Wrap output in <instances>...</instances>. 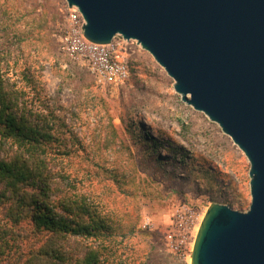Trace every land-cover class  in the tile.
I'll use <instances>...</instances> for the list:
<instances>
[{
	"label": "rangeland",
	"instance_id": "374dc122",
	"mask_svg": "<svg viewBox=\"0 0 264 264\" xmlns=\"http://www.w3.org/2000/svg\"><path fill=\"white\" fill-rule=\"evenodd\" d=\"M65 6L64 0H0V70L31 98L26 73L41 97L61 108L78 144L55 170L67 175L61 183L68 193L86 195L110 219L115 264H190L193 237L182 254L169 249L172 214L187 206L201 222L213 203L245 212L249 163L217 124L181 101L173 80L141 47L127 53L125 82L99 86L86 63L63 49ZM143 132L177 145L185 161L177 154L167 165L170 155L144 146Z\"/></svg>",
	"mask_w": 264,
	"mask_h": 264
},
{
	"label": "water",
	"instance_id": "95a60500",
	"mask_svg": "<svg viewBox=\"0 0 264 264\" xmlns=\"http://www.w3.org/2000/svg\"><path fill=\"white\" fill-rule=\"evenodd\" d=\"M83 36L134 40L249 163L245 212L208 206L190 264H264V0H64Z\"/></svg>",
	"mask_w": 264,
	"mask_h": 264
},
{
	"label": "trees",
	"instance_id": "16d2710c",
	"mask_svg": "<svg viewBox=\"0 0 264 264\" xmlns=\"http://www.w3.org/2000/svg\"><path fill=\"white\" fill-rule=\"evenodd\" d=\"M23 78L31 98L0 70V264H115L110 219L86 195L68 193L61 183L67 175L55 170L78 139L61 108ZM141 142L158 154L165 149L167 165L177 154L185 161L172 142L146 132Z\"/></svg>",
	"mask_w": 264,
	"mask_h": 264
},
{
	"label": "built area",
	"instance_id": "2783aa9c",
	"mask_svg": "<svg viewBox=\"0 0 264 264\" xmlns=\"http://www.w3.org/2000/svg\"><path fill=\"white\" fill-rule=\"evenodd\" d=\"M66 7V29L63 49L73 59L86 63L91 74L102 88L125 82L129 76L128 51L132 46L140 47L134 40H125L115 36L109 44H94L83 36L84 20L75 8ZM197 212L187 206L177 208L172 214L170 233L168 235L169 249L180 255L199 225ZM148 223V221H146Z\"/></svg>",
	"mask_w": 264,
	"mask_h": 264
},
{
	"label": "bare ground",
	"instance_id": "6f19581e",
	"mask_svg": "<svg viewBox=\"0 0 264 264\" xmlns=\"http://www.w3.org/2000/svg\"><path fill=\"white\" fill-rule=\"evenodd\" d=\"M203 218V217H202ZM197 233V232H196Z\"/></svg>",
	"mask_w": 264,
	"mask_h": 264
}]
</instances>
